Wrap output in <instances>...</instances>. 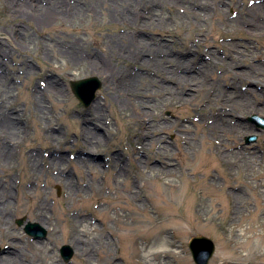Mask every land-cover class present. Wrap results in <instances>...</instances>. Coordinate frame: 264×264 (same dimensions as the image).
Instances as JSON below:
<instances>
[{"label": "rangeland", "instance_id": "374dc122", "mask_svg": "<svg viewBox=\"0 0 264 264\" xmlns=\"http://www.w3.org/2000/svg\"><path fill=\"white\" fill-rule=\"evenodd\" d=\"M79 1L81 13L70 16L62 2L51 6L57 12L41 2L44 10L18 11L0 0V121L8 109L19 124L0 129V264H65L59 249L72 237L83 243L70 264H194L195 236L214 242L209 264H264V129L252 119L264 110L244 108L258 103L254 91L264 83L237 79V103L218 92L249 64L264 70V0H203L208 13L192 8L197 17L185 13L192 0H155L145 25L116 19L108 4ZM149 1L131 4L146 15ZM133 35L162 43L174 58L211 60L202 90L153 109L141 107L142 95L120 96L100 67L121 78L139 71L119 51ZM86 78L101 83L88 107L70 89ZM219 109L246 126L216 130ZM18 219L38 224L44 238L27 235Z\"/></svg>", "mask_w": 264, "mask_h": 264}, {"label": "bare ground", "instance_id": "6f19581e", "mask_svg": "<svg viewBox=\"0 0 264 264\" xmlns=\"http://www.w3.org/2000/svg\"><path fill=\"white\" fill-rule=\"evenodd\" d=\"M175 1V0H174ZM178 1V0H176ZM14 2L13 8L20 11L22 10L23 6H28L30 9L32 8H38L40 11L44 10V7H42L41 3H46L49 7L55 5L59 2L65 3L66 9L62 13H66L67 15H75V13L80 14L82 11V7L80 5H77V3H81L79 0L75 1V3L72 5V3L68 0H12ZM142 3V2H141ZM156 1L152 0L149 1L148 5H145L146 10H148L147 14L145 15L142 10L138 11L135 7L137 5H132L131 0H93V3L91 2H85V4H81L83 7H92L93 4H96L94 6H106L107 4L110 6L109 9H111L114 17L118 20H121L123 22H137L141 23L143 25L150 24L154 20V15L157 12V9L154 8L156 5ZM192 3V4H191ZM191 6H185V13H195V16H199L198 11L200 10L204 15L208 13L207 3L203 0H192ZM127 4V5H125ZM131 5V6H130ZM262 5V4H260ZM53 7L49 8L50 11H52ZM192 8L199 9L198 11H193ZM70 9V10H69ZM55 10V11H54ZM54 12H57L56 9H54ZM48 11V12H50ZM52 16L51 14L49 15ZM48 14L47 17L49 18ZM145 19V20H144ZM157 42L154 41V39L147 40L146 38L142 36H132L131 38V44L121 45L119 48V51H121V55L125 57H129L131 60H134L137 64L140 65V72H130L127 75L123 76V78L118 77V75L108 66V68L104 65L100 67L101 72L104 76L107 77L108 73L111 72V75L109 79L111 80V83H114L115 91L119 93L120 96L127 95L133 98H136V95H142L141 98H145V100H141L140 104L141 107L144 109H153L155 105L161 101L176 98L182 102L187 101L188 99H191L194 91L198 92L199 90H202V87L206 83L207 73L209 72V68L211 67V60L209 59H203L198 58L196 56H181V57H172V54L169 50L164 48V45L162 43L157 44ZM126 50L122 51V49L126 48ZM130 47V48H128ZM170 57V59H167V57ZM88 62H98V58L95 59V61L91 60ZM94 64V63H92ZM95 68V66H94ZM143 73H147V75H144ZM150 74H153V77H150ZM260 78V79H259ZM241 79L244 81V83L249 86L251 83H256L257 79L262 81L264 83V70H256L254 65L249 64L247 65V69L244 71L234 72L232 78H231V87L225 90L218 91L221 93V96H223L226 100H229L231 97H236L233 99L234 102H238L240 99L242 100L243 92L240 90L239 86L236 84V80ZM140 82V83H139ZM167 82L173 83L174 86L165 85ZM145 83L147 87H154L155 91L151 92L147 89H143V91L139 90L138 87L140 84ZM49 85H53V81L47 83ZM153 85V86H152ZM185 86H188L190 88L189 92H187L186 98L184 95ZM221 88V87H220ZM248 91L249 89H245L244 91ZM254 93L257 96L258 103L257 104H250L249 102H246L244 104V108H257L258 110L263 111L264 110V84L263 87L258 89L257 91H254ZM191 95V96H190ZM131 99V100H132ZM124 102V100L122 101ZM94 103V102H93ZM129 104L130 100L128 98L125 99L124 104ZM221 105V104H220ZM142 108V109H143ZM143 109V110H144ZM139 112V111H138ZM219 114L222 115L223 109L220 112V109L218 110ZM137 113V110H136ZM225 113V112H223ZM100 115V114H99ZM2 120L0 121V129H7L11 131H19L18 122H15L14 119H17V117L11 115V113L8 111V109L2 111ZM223 118L217 117L215 118V124L214 128L216 130H234L239 127L246 126L242 123H239L237 121L231 123V121L227 120L224 115H222ZM233 118V117H232ZM218 123V124H217ZM18 124V125H17ZM89 138V137H88ZM93 140H88L86 143L88 144L87 149L90 150L95 145L99 144L101 142V138H92ZM95 143L93 144V142ZM144 143V141H143ZM150 144V142L148 143ZM5 148V147H4ZM89 157V156H87ZM65 158L61 156H53L52 160L54 163L56 161H66ZM77 162L85 163L87 159L83 157V154H79L76 158ZM53 163V164H54ZM33 167V166H32ZM64 170H61L59 173V177L63 178V174L68 178V176L64 173ZM74 195H78L80 192L81 187L76 189V186L73 188H70ZM8 204V202H7ZM7 206V205H5ZM38 209V208H37ZM36 209V210H37ZM40 218H45L44 210L39 209ZM251 229V228H249ZM76 228H72L71 232L75 233ZM82 241L78 238L72 237L71 240V248L73 252L75 253V250L77 247H80L82 245ZM11 242L9 243V247H11ZM7 252H11L7 251ZM13 260V259H12Z\"/></svg>", "mask_w": 264, "mask_h": 264}, {"label": "water", "instance_id": "95a60500", "mask_svg": "<svg viewBox=\"0 0 264 264\" xmlns=\"http://www.w3.org/2000/svg\"><path fill=\"white\" fill-rule=\"evenodd\" d=\"M101 87L100 81L96 78H86L78 81L70 82V88L74 96L85 106L91 105L96 99V91ZM253 120L258 122L261 128H264V118L254 117ZM24 219L17 220V224L22 226ZM26 234L33 238H44L45 230L36 223L27 222L24 226ZM188 248L191 252L192 259L195 264H208L214 253V243L203 236L191 238L188 243ZM60 255L63 260L68 263L73 255V250L64 245L60 248Z\"/></svg>", "mask_w": 264, "mask_h": 264}]
</instances>
